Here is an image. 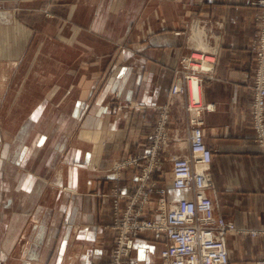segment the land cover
Returning <instances> with one entry per match:
<instances>
[{
    "label": "crops",
    "instance_id": "crops-1",
    "mask_svg": "<svg viewBox=\"0 0 264 264\" xmlns=\"http://www.w3.org/2000/svg\"><path fill=\"white\" fill-rule=\"evenodd\" d=\"M256 0H0V264H111L115 192H133L159 109L169 106L164 173L189 153L187 98L173 94L181 59L215 57L201 81L207 193L233 222L230 264L264 254V146L252 117ZM113 188V191H112ZM157 205L154 199L150 208ZM126 200L121 201V210ZM163 235L141 233L128 264H169Z\"/></svg>",
    "mask_w": 264,
    "mask_h": 264
},
{
    "label": "built area",
    "instance_id": "built-area-1",
    "mask_svg": "<svg viewBox=\"0 0 264 264\" xmlns=\"http://www.w3.org/2000/svg\"><path fill=\"white\" fill-rule=\"evenodd\" d=\"M255 5L261 8V13L258 16L259 35L253 47L257 64L252 85V117L256 140L264 146V0H256ZM214 65L215 57L204 51L184 56L171 90L173 94H183L187 98L191 125L189 153L171 156V184L175 189H192L193 196L171 200L168 189L157 186L153 178L155 172L163 176L162 154L170 141L169 106L165 105L159 109L153 139L147 150L119 164L120 170L130 164L138 167L139 172L135 191L115 192L114 228L117 238L112 264H128L137 237L149 230L156 236L165 237L166 247L162 256L169 264H230L226 235L236 227L233 222L216 216L214 201L207 193L214 186L209 171L213 153L204 140L202 114L214 107L203 102L198 88L194 93L192 91V84H201L203 76L210 74ZM124 199L126 206L122 211L121 201ZM154 199L157 205L150 208ZM262 231L250 233L257 235ZM252 264H264V254Z\"/></svg>",
    "mask_w": 264,
    "mask_h": 264
},
{
    "label": "rangeland",
    "instance_id": "rangeland-1",
    "mask_svg": "<svg viewBox=\"0 0 264 264\" xmlns=\"http://www.w3.org/2000/svg\"><path fill=\"white\" fill-rule=\"evenodd\" d=\"M199 51V50H198ZM153 139V138H152ZM138 155H141V153H139V154H133V155H130V156H127V157H125V158H122L121 160H119V161H117L116 163H115V165H114V170H115V174H116V176H118L117 174H120V168H119V164H122V162H124V160H126V159H129L130 157H133V156H138ZM164 157H163V154H162V164H163V166H164ZM118 166V167H117ZM129 166H132V165H130V164H127L125 167H123L122 169H125V168H127V167H129ZM112 191H113V188H112ZM255 259H257V258H255ZM255 259H253L252 261H251V263L250 264H252V262L255 260ZM112 264V263H111Z\"/></svg>",
    "mask_w": 264,
    "mask_h": 264
},
{
    "label": "bare ground",
    "instance_id": "bare-ground-1",
    "mask_svg": "<svg viewBox=\"0 0 264 264\" xmlns=\"http://www.w3.org/2000/svg\"><path fill=\"white\" fill-rule=\"evenodd\" d=\"M199 89V94H200V97H201V84H197L196 82H194L193 84H192V91H193V93L196 91V89Z\"/></svg>",
    "mask_w": 264,
    "mask_h": 264
}]
</instances>
